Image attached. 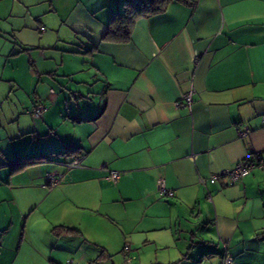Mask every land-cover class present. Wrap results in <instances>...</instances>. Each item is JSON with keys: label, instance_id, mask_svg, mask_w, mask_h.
I'll list each match as a JSON object with an SVG mask.
<instances>
[{"label": "crops", "instance_id": "1", "mask_svg": "<svg viewBox=\"0 0 264 264\" xmlns=\"http://www.w3.org/2000/svg\"><path fill=\"white\" fill-rule=\"evenodd\" d=\"M122 5L0 0V264H220L225 250L233 264H264V167L234 184L209 179L264 157V0H171L137 18L127 41L103 39ZM50 46L89 60L90 89L71 91L87 104L65 115L42 83L58 66L18 60ZM190 88L191 105L177 106ZM39 103L47 108L33 117ZM242 125L250 131L239 136ZM49 172L63 173L54 187ZM158 178L172 197L159 195Z\"/></svg>", "mask_w": 264, "mask_h": 264}, {"label": "rangeland", "instance_id": "2", "mask_svg": "<svg viewBox=\"0 0 264 264\" xmlns=\"http://www.w3.org/2000/svg\"><path fill=\"white\" fill-rule=\"evenodd\" d=\"M44 29L46 28L45 26H42ZM37 32V35L40 34V31H35ZM62 33V32H61ZM22 34H24L23 32H19L18 35L21 36ZM61 55H63L64 57V64H60L61 61ZM76 56L73 53H69V52H63V51H55L52 46H50V48H43V47H28V50H26L25 52H22L19 59L21 61L22 67L26 68L27 67V63H29V60H32L33 63L35 64V68L38 67V70L41 69L40 68V64H41V60H44V63H46L48 66L50 67H56L58 66V72L53 74L50 78L44 77V80L42 79V83H44V81L47 83V87L46 88V92L48 93L49 91V87L52 86L54 91L56 92V96H59V100L57 101V104H61V110L62 113L61 115H65L66 113V105L70 106V110L72 108H74L75 106V102L79 103V104H87V100H85V98H81L79 96V93H74L75 98H73L71 91H79L81 92L83 95H86L87 90L90 89V84L88 82V85L85 84V82L87 83V80L82 79L83 75H84V69L87 67L89 60L87 59V57H74ZM54 59H53V58ZM53 60V62H52ZM58 64V65H56ZM73 67L75 68V70H77V67H82L79 69H83L82 71H80L77 74H73L75 76V78L73 76H70L69 74H65L62 75V73L64 71H70L71 69H73ZM50 81V83H49ZM80 81H84V83L80 82ZM88 88L87 90L85 88ZM92 89H96V88H92ZM33 90H28L29 94L31 95V97L33 98V93L30 92ZM22 92V93H21ZM16 93H21L23 94V91L20 90H15L11 93L10 95V100L11 102L13 101V97L15 96ZM30 97V96H29ZM67 99V102L65 101ZM8 100V99H7ZM51 98H48L47 101V105H51ZM31 100L29 99L28 104L30 105ZM47 108V107H46ZM54 116H56V118H54V120L58 121L60 119V115L57 116L55 115L54 112ZM29 118H32L34 120V118L29 114ZM62 123V122H61ZM59 124L60 130L61 132L67 133L65 135V139L67 141H69V139H71L72 137V133L69 132V130L67 129V127L65 126V124ZM60 132V133H61ZM64 136V134H62V137ZM6 208H8L6 206ZM35 215L37 216L38 220L36 221V223L38 224L39 221H42L40 215L38 212L35 213ZM14 216L16 219H18L19 217V212L18 210H14ZM45 223H40L39 228L42 229V225ZM8 243V242H7ZM9 245V243H8ZM26 258V255L23 257ZM116 261V263L118 264H124V260L121 258V260H114ZM74 264H78L77 261L74 262ZM92 264H109L108 262H100V263H92Z\"/></svg>", "mask_w": 264, "mask_h": 264}, {"label": "built area", "instance_id": "3", "mask_svg": "<svg viewBox=\"0 0 264 264\" xmlns=\"http://www.w3.org/2000/svg\"><path fill=\"white\" fill-rule=\"evenodd\" d=\"M193 95H194V89L190 88L187 92H185L181 96L180 100L176 102V105L177 106H181V105L190 106L193 101ZM45 110H46V107L44 106V104L39 103L33 106L29 110V113L33 117H39L45 112ZM262 122H264V115H262ZM249 131L250 129L247 125H242L239 128L238 134L239 136H244L248 134ZM80 159H81V156H77L71 159L69 162L64 163V165L67 169L79 166ZM256 166L264 167V157H262V155L258 152L253 155H247L244 159L237 161L233 166L226 167L220 172L211 174L209 179L210 181H215L219 177L223 176L226 178L229 184H234L240 181L241 179H243L249 173H251L253 168H255ZM106 177L113 183H116L119 177V172L117 170H109ZM62 178H63V173L61 172H49L46 175L45 185L47 187H54L62 180ZM202 182H204V180H202ZM156 187H157V192L161 196L172 197L174 195L173 190L166 187L163 178H158L156 180ZM126 248H128V246H126ZM67 264H73V263L72 261H69L67 262ZM220 264H233V256L225 250Z\"/></svg>", "mask_w": 264, "mask_h": 264}, {"label": "trees", "instance_id": "4", "mask_svg": "<svg viewBox=\"0 0 264 264\" xmlns=\"http://www.w3.org/2000/svg\"><path fill=\"white\" fill-rule=\"evenodd\" d=\"M170 1L171 0H123L122 9L111 15L102 38L118 42L127 41L130 38L131 28L137 18L163 11ZM37 157L38 156L14 158L12 161L15 160L16 162L12 164V170L32 163V159Z\"/></svg>", "mask_w": 264, "mask_h": 264}]
</instances>
